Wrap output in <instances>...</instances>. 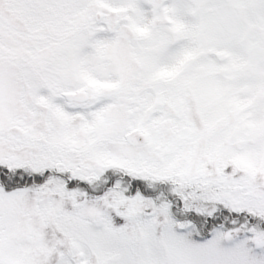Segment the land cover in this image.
Here are the masks:
<instances>
[{
    "label": "snow or ice",
    "instance_id": "1",
    "mask_svg": "<svg viewBox=\"0 0 264 264\" xmlns=\"http://www.w3.org/2000/svg\"><path fill=\"white\" fill-rule=\"evenodd\" d=\"M0 264H264V0H0Z\"/></svg>",
    "mask_w": 264,
    "mask_h": 264
}]
</instances>
